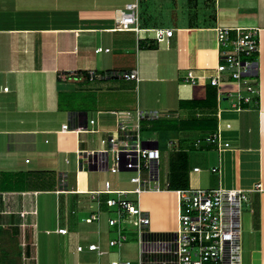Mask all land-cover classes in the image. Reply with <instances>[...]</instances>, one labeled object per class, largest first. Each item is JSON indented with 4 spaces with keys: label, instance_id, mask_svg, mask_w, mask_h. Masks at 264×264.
I'll use <instances>...</instances> for the list:
<instances>
[{
    "label": "crops",
    "instance_id": "1",
    "mask_svg": "<svg viewBox=\"0 0 264 264\" xmlns=\"http://www.w3.org/2000/svg\"><path fill=\"white\" fill-rule=\"evenodd\" d=\"M129 1L137 2V29H115L114 10ZM237 25L253 26L258 34V79H251L258 99L240 106L232 104L234 95L218 97L208 82L218 60L216 27ZM155 27L173 32L158 41ZM144 37L153 38L156 47H139L137 40ZM97 46L102 50L95 51ZM130 70H136L137 79L123 75ZM187 70L199 76L196 83L182 81ZM63 91H82L91 104L82 99L59 104ZM187 99H206L208 106L186 104ZM137 108L178 122L179 131L141 127L148 134L142 138L160 149L165 134L166 143L187 150L189 186L247 191L252 234L246 238L249 253L240 261L264 264V0H0V264L66 263V253L74 252L65 246L69 229L58 219L43 220L44 209L50 214L56 201L64 214L90 212L86 216L95 213L98 219V203L94 210L90 201L114 192L97 190L106 182L111 189L133 187L128 171L116 176L108 169L110 152L95 169L86 163L85 152L101 148L92 144L116 129L117 110L127 109L134 117ZM64 123L68 128H61ZM214 130L218 143L195 144L200 133ZM7 173L13 174L14 186ZM167 190L175 193L152 187L139 195ZM175 207L177 218L176 193ZM39 232L62 243L41 247ZM88 242L100 245L98 238Z\"/></svg>",
    "mask_w": 264,
    "mask_h": 264
},
{
    "label": "built area",
    "instance_id": "2",
    "mask_svg": "<svg viewBox=\"0 0 264 264\" xmlns=\"http://www.w3.org/2000/svg\"><path fill=\"white\" fill-rule=\"evenodd\" d=\"M115 29H137V2H126L115 10ZM154 38L158 41L167 39L173 32L170 27L153 28ZM216 41L218 60L214 72L208 76L209 84L216 87L218 97L234 95L233 105L240 106L250 102L256 92L250 75L255 71V60L250 56L258 50L257 29L253 26H217ZM102 50L97 46L95 51ZM105 50H109L108 47ZM112 74L104 72L103 75ZM90 76L94 71H90ZM127 78H138L136 70L123 73ZM192 70H187L182 81L196 83L198 79ZM242 88V89H241ZM7 90V86L3 87ZM244 90V92H242ZM135 116L127 109H119V118L115 130L100 137L101 148L86 151V163L104 165L108 152L112 155V163L108 166L111 172L128 171L129 181L134 185L130 189H111L105 183L102 190L114 192L116 196L108 198V202L117 206L118 218L109 217L108 223L131 222L139 231L138 264H241V208L248 201V193L243 188L185 187L173 189L177 196V227L169 232H154L149 227V215L139 202L132 201L127 194L139 193L148 188H160L158 145H145L142 138L140 121L144 118L156 117V110L137 108ZM92 121V120H91ZM61 128H68L62 124ZM82 128V126H79ZM210 143H218L220 135L214 130L205 137ZM202 140L195 139L198 145ZM225 145L228 142H224ZM123 168V169H121ZM198 170V166L193 167ZM216 167H212L215 170ZM259 184L255 185L258 188ZM23 215L25 211L21 210ZM127 216V217H126ZM88 219H97L92 213ZM118 237L110 238L109 245H121L125 234L119 232ZM57 231L66 233L65 226H57ZM35 244V242H31ZM26 242L22 239L21 245ZM77 244L78 250L82 249ZM87 249L96 250L98 254L105 250L96 242H88ZM27 258L26 256L24 257ZM109 264H131L129 258L112 257Z\"/></svg>",
    "mask_w": 264,
    "mask_h": 264
},
{
    "label": "rangeland",
    "instance_id": "3",
    "mask_svg": "<svg viewBox=\"0 0 264 264\" xmlns=\"http://www.w3.org/2000/svg\"><path fill=\"white\" fill-rule=\"evenodd\" d=\"M252 78V77H251ZM83 100L84 102L88 103V105L91 104V100L88 97L84 96V93L82 91H75L71 94L63 95L62 97V103H75L76 101ZM225 103L227 101L225 100ZM148 134H145V132H142V136L145 137ZM167 135H163L160 138V160H159V171H160V177H159V184L161 187H165V180H166V174L168 170V153L171 149L177 148L178 145L175 142L173 145L172 143H166L169 138L166 137ZM166 137V142L165 138ZM174 137L172 138V140ZM207 142L205 139H202L200 143ZM99 143V144H98ZM100 146V140H97L96 144H92V146ZM199 151L197 149H191L190 152H196ZM108 156V155H107ZM110 157V156H109ZM1 175H4V173H1ZM116 176L123 175L122 172L118 171L115 173ZM7 178L9 182V186H14V184L11 182L12 180V173H7ZM0 179H4L3 177ZM194 184V182H192ZM196 187V186H195ZM111 195L116 196V193L114 194H105L104 196L106 199H101L97 202V199H94L90 201L91 205L93 206L94 210H97V203H98V213L99 217L98 219H88V216L90 212L77 214L75 215H67L64 214L62 210H57L56 201H52L51 203V213L48 214L47 209H44V215L41 214V218L43 220L56 222L58 219L61 223H63L68 229L69 233L66 235V241L65 246L68 248H71L74 250L72 254L66 253L67 261L66 263H63L61 261V264H109V260L112 257L120 256L122 258H129L131 260V264H138V258H139V231L135 225H133L131 222H115L114 224L108 223V217H114L118 218V210L116 205H112L108 202V199ZM127 197H129L132 201L138 202L141 201V204L144 208L148 211V215H150V228H159L161 226L167 227V228H176V207H175V193L171 192L170 190H167L163 193L156 195H151V193H141L138 195L137 193H130L127 194ZM91 206V208H92ZM152 207L155 209L153 210ZM43 210V209H42ZM250 210L246 206V203L242 204L241 208V256L244 259L249 253V248L247 247V236L250 237L252 233H249L248 224L251 220V217H249L247 211ZM153 211L154 213L158 214L157 217H153ZM127 217V216H126ZM249 217V218H248ZM120 218V217H119ZM119 232L125 234V238L122 239V243L120 246L117 244L115 245H109L108 240L110 238H117L118 237V226ZM158 225V227H157ZM70 236V238H69ZM96 238L99 239L100 242V248L105 250L104 253L98 254L96 250L89 251L87 249V244L89 240H95ZM38 241L40 246L46 247L45 244L48 242L55 241L57 245H60L62 243L59 241L56 236L54 238L47 237V235H44V233L39 232L38 233ZM77 243H81V245L84 247L83 251H76L75 247ZM45 253V252H44ZM58 254V253H56ZM59 255V254H58ZM242 259V264H243ZM247 260V259H246Z\"/></svg>",
    "mask_w": 264,
    "mask_h": 264
},
{
    "label": "trees",
    "instance_id": "4",
    "mask_svg": "<svg viewBox=\"0 0 264 264\" xmlns=\"http://www.w3.org/2000/svg\"><path fill=\"white\" fill-rule=\"evenodd\" d=\"M137 43L139 47L142 48H153L156 47V43L153 38H138ZM252 59L255 60V71L250 75V77H253L257 81L258 77V71H257V52L253 53L250 56ZM110 75V74H107ZM87 76V73H86ZM212 86V85H210ZM213 88V86H212ZM214 89V88H213ZM210 97L212 95L214 96V91L210 93ZM65 95V92H59L58 95V100L59 104L60 101H62V97ZM255 99L257 101L258 96L257 92L252 94V99ZM190 100V101H189ZM186 104H193L194 106H208L207 100H196L193 101L192 99H187L185 100ZM141 127L144 130L147 129H154V130H162L168 127H173V129H176L179 131L178 127V122L175 121V119L171 118H156V117H151V118H144L142 119ZM212 132V131H211ZM211 132H202L198 136H196L195 139L200 138L205 139L207 135H209ZM210 143V142H208ZM190 168H189V163H188V152L187 150L184 149H173L169 152L168 154V170L166 174V180H165V187L166 189H176V188H185L189 186V181H190ZM161 187V186H160ZM163 188V187H161Z\"/></svg>",
    "mask_w": 264,
    "mask_h": 264
},
{
    "label": "water",
    "instance_id": "5",
    "mask_svg": "<svg viewBox=\"0 0 264 264\" xmlns=\"http://www.w3.org/2000/svg\"><path fill=\"white\" fill-rule=\"evenodd\" d=\"M146 145H148V144H146ZM154 145H156V144H154ZM89 168L90 169H95L96 167L94 165L93 166L89 165ZM121 169H123V168H121Z\"/></svg>",
    "mask_w": 264,
    "mask_h": 264
}]
</instances>
